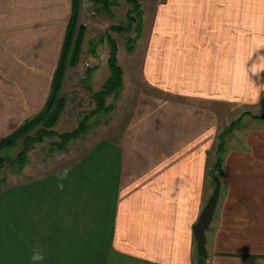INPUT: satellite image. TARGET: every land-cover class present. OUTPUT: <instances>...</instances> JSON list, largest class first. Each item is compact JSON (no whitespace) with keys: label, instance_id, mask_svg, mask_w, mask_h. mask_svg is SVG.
Masks as SVG:
<instances>
[{"label":"crops","instance_id":"crops-1","mask_svg":"<svg viewBox=\"0 0 264 264\" xmlns=\"http://www.w3.org/2000/svg\"><path fill=\"white\" fill-rule=\"evenodd\" d=\"M117 1L99 9H133ZM138 2L139 51L118 56L123 87L136 86L123 126L70 140L52 171L29 165L0 184V264H264V127L226 150L207 258L194 233L221 110L263 105L264 0ZM73 8L0 0V141L44 108Z\"/></svg>","mask_w":264,"mask_h":264},{"label":"rangeland","instance_id":"rangeland-1","mask_svg":"<svg viewBox=\"0 0 264 264\" xmlns=\"http://www.w3.org/2000/svg\"><path fill=\"white\" fill-rule=\"evenodd\" d=\"M131 15L135 16V13H127L122 8H113L112 11L108 12L103 11L101 7L99 9V2L95 10L87 12L83 9L81 0L79 19L86 27V32L83 37L82 51L77 64L68 66L66 69V77L61 91V97L64 98L65 103L59 113L56 124L52 127L56 132L63 133L75 129L86 116H89L87 133L112 134L113 127L114 130L120 131L124 123V118L126 117L125 114L127 113L124 112L123 107L126 109L133 100L132 97H136V94H134L136 86L127 82L125 87L122 86L118 98L115 99L109 96L107 98V104H113L112 110L97 111L95 113L96 103L93 95L97 89L102 88V84L108 79L111 73L107 63V58L110 53L109 38H113L117 42L119 46L118 56L120 58H122L121 56L123 54L129 52L131 47H135L139 51L138 45H140L142 39H139L135 31L120 33L113 29L114 26L129 25ZM131 27L133 28L132 25ZM129 37L132 39L131 41H128ZM122 45L124 46L123 49L121 47ZM91 69L94 74L93 78H87V72L89 74ZM127 81H129L128 78ZM125 88L127 89L126 91ZM221 111L222 115L220 116L221 122L218 125V133L224 136L225 150L223 152L220 151L221 142L218 134L216 142L206 158L207 165L211 168H215L220 161L221 165L224 163L225 153L228 148L240 147L237 138L239 131L242 130V132H245L250 128L264 127V121L256 123L251 116H248V114L261 115L264 113V104L261 110L242 111L239 109L238 111L237 109L231 110L223 108ZM237 113L242 114L238 116ZM250 122L253 125H250ZM245 127L247 129H244ZM59 142H61L60 136L55 134L50 137H45L43 141L30 144L26 163L21 170H27V166L30 165L32 167L31 172L35 170V175H43V173L45 174L48 171L54 170L56 166L64 165L65 159H60L62 157L61 155L55 161H51L53 159L52 157L56 156L54 154L55 152L63 151L66 148V145L63 148H59L57 145ZM22 147L23 140H19L13 145H8L0 149V158L3 161L0 180L4 178L5 183L16 181L13 175L16 176L22 173V171L16 172L18 169L16 160ZM40 164H42L41 167Z\"/></svg>","mask_w":264,"mask_h":264},{"label":"trees","instance_id":"trees-1","mask_svg":"<svg viewBox=\"0 0 264 264\" xmlns=\"http://www.w3.org/2000/svg\"><path fill=\"white\" fill-rule=\"evenodd\" d=\"M132 5L133 9L129 12H136L139 8L138 0H128ZM80 7L81 0H74V8L72 18L70 20L65 40L63 44L62 53L58 62V66L56 68L52 88L48 100L44 106V108L35 114L34 116L27 119L17 130H15L8 137L4 138L0 141V149L7 147L8 145H13L17 143L19 140H23L22 150L18 154V159L16 160L18 164V169L16 172L22 171V167L26 163L27 154L29 151V146L32 143L43 141L45 137H50L55 134L60 136V141L57 145L59 148L65 147V145L72 139H76L78 137L83 136L87 133L89 128V116L84 117L79 125L67 132L58 133L52 127L57 122V118L59 113L61 112L65 100L61 97V91L63 87V83L65 80L66 69L68 66H74L77 64L79 60V56L82 51V41L86 32V27L80 22ZM131 20L129 21V25L126 26H114L113 29L120 33H129L131 31V25L133 26L136 18L135 16H130ZM139 22V21H138ZM132 23V24H131ZM140 29V26H139ZM140 31V30H139ZM130 37L128 38V41ZM109 47L110 53L108 58V64L110 68V76L103 84L102 88L96 91L93 95V98L96 103L97 111H107L112 110L113 104H107V98L112 96L113 98H118L120 91L123 86V69L118 61V44L113 38H109ZM264 104V100H263ZM254 117L264 118V113L261 115H253ZM234 123V122H233ZM230 130V129H229ZM219 140L221 142L220 151H224V136L223 134H219ZM221 162V161H220ZM212 170L216 171L218 174L221 168V163ZM3 161L0 158V173L2 172ZM4 182V178L0 180V184ZM204 261V259H202Z\"/></svg>","mask_w":264,"mask_h":264},{"label":"water","instance_id":"water-1","mask_svg":"<svg viewBox=\"0 0 264 264\" xmlns=\"http://www.w3.org/2000/svg\"><path fill=\"white\" fill-rule=\"evenodd\" d=\"M139 22H135L133 25V28L131 31H135L137 36L139 35ZM213 179H214V189L212 194L210 195L207 204L205 205L204 209L202 210L201 216L196 223L194 227V233H195V238L197 240L198 244V254L202 258H207L208 257V251L206 247L207 243V236L206 232L210 228V224L212 222L214 212L216 209V206L218 204V199L220 195V188H221V182H220V177L216 173V171L213 172Z\"/></svg>","mask_w":264,"mask_h":264},{"label":"built area","instance_id":"built-area-1","mask_svg":"<svg viewBox=\"0 0 264 264\" xmlns=\"http://www.w3.org/2000/svg\"><path fill=\"white\" fill-rule=\"evenodd\" d=\"M99 0H82V7L87 12L95 10Z\"/></svg>","mask_w":264,"mask_h":264},{"label":"clouds","instance_id":"clouds-1","mask_svg":"<svg viewBox=\"0 0 264 264\" xmlns=\"http://www.w3.org/2000/svg\"><path fill=\"white\" fill-rule=\"evenodd\" d=\"M31 258L33 261L39 262V261H42L44 257H43L42 251L39 248H36L34 249L33 255Z\"/></svg>","mask_w":264,"mask_h":264}]
</instances>
